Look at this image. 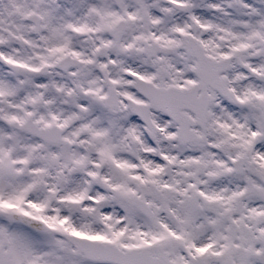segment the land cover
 <instances>
[{
	"label": "snow or ice",
	"instance_id": "snow-or-ice-1",
	"mask_svg": "<svg viewBox=\"0 0 264 264\" xmlns=\"http://www.w3.org/2000/svg\"><path fill=\"white\" fill-rule=\"evenodd\" d=\"M0 264H264V0H0Z\"/></svg>",
	"mask_w": 264,
	"mask_h": 264
}]
</instances>
